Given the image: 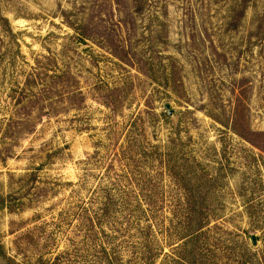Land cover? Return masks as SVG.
<instances>
[{
  "label": "rangeland",
  "instance_id": "374dc122",
  "mask_svg": "<svg viewBox=\"0 0 264 264\" xmlns=\"http://www.w3.org/2000/svg\"><path fill=\"white\" fill-rule=\"evenodd\" d=\"M0 264H264V0H0Z\"/></svg>",
  "mask_w": 264,
  "mask_h": 264
},
{
  "label": "water",
  "instance_id": "95a60500",
  "mask_svg": "<svg viewBox=\"0 0 264 264\" xmlns=\"http://www.w3.org/2000/svg\"><path fill=\"white\" fill-rule=\"evenodd\" d=\"M253 242L255 243V239L253 238Z\"/></svg>",
  "mask_w": 264,
  "mask_h": 264
}]
</instances>
